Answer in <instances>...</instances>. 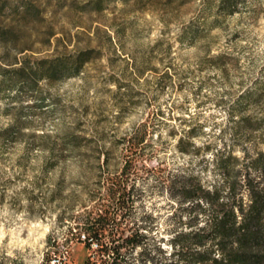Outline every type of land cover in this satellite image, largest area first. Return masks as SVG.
I'll return each mask as SVG.
<instances>
[{
  "label": "rangeland",
  "instance_id": "obj_1",
  "mask_svg": "<svg viewBox=\"0 0 264 264\" xmlns=\"http://www.w3.org/2000/svg\"><path fill=\"white\" fill-rule=\"evenodd\" d=\"M33 1L28 56L91 50V60L77 76L0 94V264H85L74 218L94 204L107 156L104 172H122L117 144L142 126L125 219L152 255L171 254L192 215L172 176L216 185V155L264 150V130L233 140L229 114L249 91L244 111L264 127V0H237L233 14L216 0H110L99 11L91 0Z\"/></svg>",
  "mask_w": 264,
  "mask_h": 264
},
{
  "label": "trees",
  "instance_id": "obj_2",
  "mask_svg": "<svg viewBox=\"0 0 264 264\" xmlns=\"http://www.w3.org/2000/svg\"><path fill=\"white\" fill-rule=\"evenodd\" d=\"M14 1L17 5L8 10L10 1L0 0V94L12 96L37 88L43 81L54 83L81 74L91 60V50L68 59L28 56V28L39 17V7L33 0ZM91 1L99 11L110 0ZM236 1L216 0L218 7L230 14ZM253 96L246 91L229 112L235 142L251 140L255 132L264 130L263 120H254L243 108ZM19 126L20 121L4 133L9 135ZM145 127L117 144L126 162L120 174L104 172L109 161L106 157L97 187L90 194L94 204L85 206L74 218L76 226L70 232L75 230L79 239L83 236L81 242L91 252L85 264H264V150L260 147L253 158L248 147L244 157L233 149L216 155V168L223 176L222 183L216 185L172 176V185L181 178L180 188L192 205V215L185 229L173 236L172 253L167 255L159 247L160 254L152 255L146 233L133 229L125 219L139 171L134 164L143 154ZM138 249L140 258L134 259Z\"/></svg>",
  "mask_w": 264,
  "mask_h": 264
}]
</instances>
